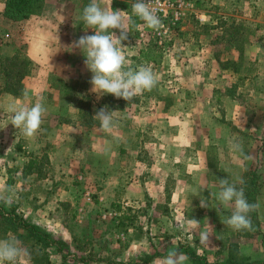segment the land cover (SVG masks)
I'll return each mask as SVG.
<instances>
[{"label": "crops", "instance_id": "1", "mask_svg": "<svg viewBox=\"0 0 264 264\" xmlns=\"http://www.w3.org/2000/svg\"><path fill=\"white\" fill-rule=\"evenodd\" d=\"M99 2L102 7L109 9H120L127 13L129 10V0H99ZM114 2L125 5H118L114 8ZM3 3L4 0H1L2 11ZM89 3L90 0H45L40 14L21 22H10V24L17 25L16 28L20 32V43L24 49L22 55L30 66L22 79L21 96L0 92V161L5 162L2 166L0 164V196L5 197V199H0V203L7 200L6 193L8 195L12 193L13 200L16 201L13 207L16 211L25 212L26 216L30 214V220L25 217L28 222L38 226L49 223L52 226L59 221L50 218V216L58 212L57 209L61 207L73 208L74 212L79 215L88 207L100 208V211L104 208L114 207L116 197H121L120 200L125 205L131 203L135 207L173 209L187 204L197 207L199 204V208H201V201L198 203L193 196L206 192L208 200L201 196L204 198L206 208L199 218H194L201 223L198 228L194 229L196 237L193 239L200 247L191 248L189 245L192 243L186 242L189 245L173 247V249L183 252L185 259L193 251L196 254L200 252V255L207 257L209 263L213 257L224 254V262L228 264L227 260L231 256L230 247H232L229 237H232L231 240L236 238L250 244V248L246 242L240 247L245 257L250 258L251 261L263 262L264 186L260 191L258 190L255 199V202H259L261 205L257 210V221L260 225V238H262L263 244H261V240L257 242L254 237L251 238V235L246 238V231H235L225 226L222 221L230 217V214L223 212L222 207V209L219 208L220 203L214 205L217 201L213 203L220 189L218 177H215L210 170V149H213L214 145H230L228 136L221 137V140L217 142H214L210 135L204 138L196 136V128L201 131L207 127L206 125L202 126L201 119L199 124H195L194 121L191 123L193 129H189L188 135H181V130L177 126L180 123L178 115L180 112L188 110V104H181L179 100L174 101V104L168 107L158 103L138 106V109L127 107L124 109L126 111L124 115L115 114L113 117L115 127L111 131L103 130L100 122L93 118L107 98L115 99L116 97L111 94L101 96L91 91L92 73L86 67V57L80 49L73 46L75 41L82 35H88L91 30L82 20L83 9ZM252 4L256 5L257 3L254 0ZM262 9L254 12L248 18L253 23V38L248 41V44L254 54L250 56L246 66L242 65L235 70L227 67L230 60L238 61L239 53L234 51L220 57L215 56V48L219 46L216 32L222 34L227 27V25L218 26L216 21L227 20L231 16L197 9L196 16L204 21L202 25L208 29V36L200 41L197 33L194 30L191 31L188 35L190 48L197 51L204 44L208 50L206 52L198 51L197 55L192 58L194 61L188 60L196 66L190 69L187 74L194 78H199L198 76L203 74V79L208 83L217 82L225 77H236L240 80L250 79L240 91L255 98L263 93L264 40H262L261 33L264 34V26H262V24L264 25V19L262 20L264 9ZM253 10H257L255 6ZM246 16V14L245 16L241 13L238 14L239 19ZM91 32L94 34L93 30ZM9 38V34H5L1 45L3 49L7 48V54L3 55L4 58L10 59L16 55V45L12 43V50L11 46H8V43L12 42ZM183 41L185 40H178V47L182 46ZM226 42L224 41V43ZM150 47L149 43H143L142 46H139L138 53L144 57L143 52H146ZM220 47H223V42ZM123 48H127V46L124 44ZM158 48L160 47L158 46ZM165 48L166 46L163 47V49ZM159 59L155 62L151 60L148 63L156 65L155 63L159 62ZM139 61L143 63L144 59L141 57ZM171 62L175 64V62ZM207 64L208 66L214 64L215 70L207 69V67L202 68ZM260 67H262L261 70ZM175 69L172 67V70ZM172 76H174L173 72ZM211 77L217 80L212 81ZM213 88L211 86L207 90L206 86L205 94L209 90V93L212 94ZM76 97L79 99L72 108V114L75 116L74 121L71 117L69 104L70 100ZM84 99L89 102L87 104H89L92 115L90 120L79 118L80 106ZM37 101L43 103L47 112L36 135L26 138L19 129L11 125L9 106L13 104L31 106ZM226 103V117L233 120L241 117L243 107L235 103L234 109L230 99ZM129 105L131 107V104ZM190 111L194 113V120L200 117L197 109ZM206 120H208L206 124H210V118ZM236 122H241V119ZM174 124L177 127H174ZM147 127L151 128L155 135L153 138L150 137L149 141H143L153 151L151 164L144 166L138 163L140 170L131 171L133 169L131 155L134 153L132 151L137 149L134 145L141 144L140 140H142V138L139 141L134 138V129L139 131L141 128V132H144ZM229 151L231 152L230 149ZM138 154H141L140 149L136 151L135 156ZM149 155L151 154L149 153ZM182 155H188V158H185L187 163L183 162L186 169L182 167L181 170L180 156ZM232 157L233 159H228L229 164L226 165L225 170L230 172L231 181H236L240 173L246 171V167L237 154ZM8 161H12L15 166L14 171H6L7 166H10ZM184 171L186 173L182 178ZM196 176L199 177L197 181ZM262 177L264 178V175ZM3 180L5 184L2 183ZM9 189L11 191H8ZM92 194L97 196H93V200L90 198ZM32 209H39L35 213L39 212L40 215L33 214ZM205 220L214 226V235L210 238L209 246L200 244L199 232L204 229ZM192 234L183 239L189 241ZM174 241L179 246L182 239L176 236ZM256 243H260V247L257 248ZM168 252L163 257H166Z\"/></svg>", "mask_w": 264, "mask_h": 264}, {"label": "rangeland", "instance_id": "2", "mask_svg": "<svg viewBox=\"0 0 264 264\" xmlns=\"http://www.w3.org/2000/svg\"><path fill=\"white\" fill-rule=\"evenodd\" d=\"M132 1L133 0H129L128 3L129 36L126 41L122 42V45L125 44L127 46V48L122 49L126 59L129 61L127 69L138 70L141 65L151 66L153 72L158 77V81L154 88L143 91L128 101H125L122 98H107L103 103L101 102L102 104L100 107H107L110 111H116L115 114L117 115H124L126 113L124 109L127 107L138 109V106L142 107L143 105H154L157 103L168 107L171 104H174V101L176 100H179L181 104H188V110L180 112V115H178L180 120L178 122L180 123L177 126H179V129L181 130V135H188L189 129H193V127L191 128V123L194 121L195 124H199V120L201 119L200 121L203 122L202 126L204 127L206 125L207 127L206 129L201 128V131L196 128V136L204 138L205 136L210 135L214 142L220 141L221 137L227 136L229 137V141H232L233 139L241 140L243 142L245 153L250 154L252 159L246 160L238 153L230 152L229 144L226 146L214 145L213 149H210V170H212L211 173L214 174L215 177H228L231 181L232 176L229 171L225 170V167L229 164L228 159H233L232 155L237 154V157L243 161L246 167V171H242L239 178L235 176L238 180L242 179L244 181L242 185L238 183L237 187L244 188L247 198L251 199L254 197V199H256L258 190L260 191L264 186V178L262 177L264 175V171H262V168H264V92H260L261 94L255 98L248 95L246 92L243 93L240 91L245 87L244 85L248 82L247 80L250 79L240 80L236 77H225L216 82L214 80L217 79L211 77V80L213 79L212 81L214 82L208 83V81L203 79V74H200L198 76L199 78H194V76L187 74L190 69L196 66V64L194 65L188 60L194 61L192 58L197 55L198 51L206 52L208 50L203 44L202 48L194 51L193 48H190L191 46L188 35L194 30L200 41H203L208 36V29L204 28L202 25L204 21H200L198 16H196L197 9L230 15L231 17L227 20L221 19L216 21L218 26L221 27L227 25V27L222 34L216 32V40L218 41L219 46L215 48L216 51L214 50L215 56L220 57L225 54H231L235 51V53H239V59L234 62L230 60L227 68L235 70L239 69L242 65L246 66L249 61L248 59L254 54L248 44V41L253 38V23L248 18L252 16L254 12H258L259 9H264V0H255L257 3L256 5L252 4L254 0H196L191 12L188 14L181 27L175 30L169 39L164 41L162 45L154 42V39L149 32V27L142 25L139 20L132 17L130 11ZM106 3L108 6V1ZM253 5L257 10H253ZM1 7L2 6L0 5V89L7 80L5 79L6 76L2 69L6 63H9L4 60L5 58L3 56L7 54V48L5 47L3 49L1 45L4 35L9 34V40L12 42L8 43V46H11L10 48L12 50V43L16 45L15 56L18 58L16 62L19 59H22V54H24V49L20 43V32L18 28H16L17 25L10 24L9 21L2 17ZM240 13L244 14V16L246 14L247 18L239 19L238 14ZM262 16L264 15L262 14ZM263 19L264 18L262 17V20ZM262 26L264 25L262 24ZM114 31L119 35L118 30ZM141 31L148 34V36L140 37L139 33ZM88 35H93V32L89 30ZM261 37L262 40H264L263 33H261ZM182 39L185 41H183L184 43H182L181 47H178V40ZM224 41L227 42L224 43ZM222 42L223 47H220ZM143 43H149L151 46L150 48L153 49L147 57L145 54L143 57L142 54L138 53L140 51L139 46H142ZM157 45L160 48H158ZM165 46L166 48L163 49ZM155 55L161 56V59L158 58L159 62L155 63L156 65L149 64L148 62L151 61L152 57ZM141 57L144 59L143 63L139 61ZM171 61L175 62V64H172ZM11 66L10 69H14L13 71L18 67L16 64ZM172 67L176 69L172 70ZM205 67H207V69L210 68L215 70L214 64H210V66H208V64L206 66L203 65L202 68ZM261 69L262 67H260V70ZM13 71L9 74L11 79L8 78L11 83H13L14 78L16 77ZM202 71L204 70L202 69ZM172 72L174 73V76H172ZM178 78L182 79L180 80ZM206 86L207 90L210 89L211 86L214 87L211 91L212 94L209 93L210 90L205 94L204 90H206ZM78 99V97L71 99L69 104L71 107V117L74 121L75 116L72 114V108ZM228 99L232 101L234 109L235 103L239 104V106L244 109L241 111V117L236 120L226 117V102ZM83 101L84 103H89L87 99H84ZM129 104H131V107ZM191 109H197L201 118L198 117L194 120V113L190 111ZM207 118H210V124H206V121L208 122V120H206ZM240 119L241 122H236ZM176 124H174V127H177ZM212 125H214L213 128L209 130ZM153 132L152 129L148 127L144 129V132H141V128L139 131L134 129V138L138 141L140 138H142V140H140L141 144L137 143L134 145L137 148L132 151L134 153L132 154L131 152V159L133 161V169L131 171L140 170V167L137 165L138 163L143 164L144 166H150L153 158V151L149 149V145L144 144L143 141H149L150 137H155ZM210 146L212 147V144H210ZM139 149L141 154L135 156L136 151ZM149 153L151 155H149ZM185 156L186 155L180 156L181 170L182 167L186 169V167L183 166V162L187 163V159L185 160V158H188V155ZM8 162L10 166H7L6 171H14L15 166L12 164V161ZM4 163V161H0L1 166ZM185 173L186 171L183 172L182 178H184ZM197 180H199L198 176H196V181ZM2 183L5 184L4 180ZM202 193L203 192H201L200 195L193 196L197 199L198 203L204 198L208 200L207 193ZM11 194L8 195L6 193L7 200L4 203H0V217L5 214L12 215V208L16 201L13 200L14 196ZM93 196L97 197L96 194H92L90 198L92 199ZM116 199L114 207L104 208L101 209V211L100 208L88 207L86 210L80 212L79 215L74 212L75 210L73 208L61 207L60 209H57L58 212L51 214L50 216V218L56 219L59 223L52 226L49 223H44V225L40 224L39 227L50 233L53 239L65 243V246L56 245L49 248L48 253L50 254L51 263L162 264L164 258L163 255H166L167 251L172 250L173 247L179 248L180 246L183 247L189 245L186 244V242L192 243L193 246L189 245L191 248L194 247L196 249V246L200 247V245H197V241L195 242L193 240L194 237H196L194 229L188 228L186 224L191 218H199L205 210V208H199V204L197 207L192 206V204L190 206L187 204L183 207L164 209L148 206L135 207L133 204L131 205V203L125 205L124 202L120 200L121 197H116ZM213 203L214 205L219 203L216 196ZM221 207L224 209L223 212H227L231 215L233 211L231 207L226 208L222 204H219V208ZM32 210L33 214H37L36 216L40 215L39 212L35 213V211L39 209ZM14 213L19 218L25 219V217H27L29 220L31 219L30 214H27L26 216L25 212H20V210H15ZM32 218L35 219L33 216ZM257 218L256 211V218L251 216L255 231H246L245 236L247 238L251 235V238L254 237L257 242L261 240V244H263V240L260 238L261 231ZM1 229H3V227L0 220V239L9 237L16 238L12 233L4 234ZM191 233L193 234L189 241L183 239ZM176 236H179L182 239V241L179 242V246H177L174 241ZM231 238L232 237H229V241L232 242V249H234L232 254L237 258V261H234L236 264H264V261H251L250 258L248 259L243 255V250L240 249V247L246 241L236 238L231 240ZM246 243L249 244L248 242ZM259 244L256 243L257 248L260 247ZM224 256L225 255L223 254L218 255V257H213L209 263L207 257L200 255V252L196 254V252L193 251L187 256L188 258L185 259V264H226L224 262ZM30 257L25 258L24 264H31ZM194 257L198 258L197 261L193 260Z\"/></svg>", "mask_w": 264, "mask_h": 264}, {"label": "clouds", "instance_id": "3", "mask_svg": "<svg viewBox=\"0 0 264 264\" xmlns=\"http://www.w3.org/2000/svg\"><path fill=\"white\" fill-rule=\"evenodd\" d=\"M154 3L155 0H135L132 12L147 27L159 31L164 25ZM82 20L88 29L94 31V34L82 35L73 46L80 49L86 57V67L92 73L90 84L93 93L101 96L111 94L117 99L128 101L135 95L156 86L158 77L151 66L141 65L138 70L127 69L129 61L122 51V42L129 36L126 11L102 7L99 0H90L83 9ZM114 30H118L119 35ZM9 111L11 125L19 129L26 138H32L41 128L47 108L37 101L31 106L13 104L9 106ZM115 113L116 111L103 107L96 111L93 118L100 122L103 130L111 131L115 127L113 119ZM229 146L232 152L238 153L244 159H252L250 154L245 153L241 140L233 139ZM238 183L242 185L244 181L242 179L230 181L228 177L218 178L220 190L216 198L224 207L233 209L230 217L225 218L222 223L235 231L252 232L255 228L250 214L256 212L261 205L259 202H249L244 188L237 187ZM0 199L5 197L0 196ZM200 206L206 208L203 200ZM205 221L204 229L199 232L200 244L209 246L210 238L214 235V226ZM200 225L201 223L194 218L187 221L190 229L198 228ZM26 257H30V252L22 241L14 237L0 239V264H24ZM162 264H185V255L172 249L163 258Z\"/></svg>", "mask_w": 264, "mask_h": 264}, {"label": "trees", "instance_id": "4", "mask_svg": "<svg viewBox=\"0 0 264 264\" xmlns=\"http://www.w3.org/2000/svg\"><path fill=\"white\" fill-rule=\"evenodd\" d=\"M44 3L45 0H4L2 17L9 22H21L32 16H36L40 14L41 10L43 9ZM113 4H114L113 6L114 8L118 5H125L124 3H118V2H114ZM150 51H153V49L149 48L146 50V52L143 53L147 57ZM156 58L158 59L159 56L155 55L154 57H152L151 59L152 62H155L157 60ZM17 59L18 58L16 56L10 59L9 58L4 59L6 62L9 63H6L2 69L3 73L6 76L5 79L7 80L0 89L1 93L2 92L8 93L14 96H21L22 94V89H23L22 79L24 75L27 74L30 65L24 57L16 62ZM14 64L18 66L17 69H15V71H13L14 69H10L12 67L11 65ZM12 71L16 75L13 83L10 82L11 78L9 77V74L12 73ZM79 118L88 119V120L92 118L89 109V104L84 102L81 104ZM245 195L247 197V194ZM247 199L249 202L255 203L254 197H252L251 199L250 198ZM12 210H13L12 215L9 214L1 215L0 220L3 227L1 231L4 234L6 233L14 234L17 239L23 242L24 246L26 245L27 248L29 247L31 264H52L50 260V254L48 253L49 248L56 245L65 246V243L53 239L50 233L46 232L38 225L30 223L25 219L17 217V215L14 213L15 207H13ZM250 215L256 218V212H253ZM232 248L233 247H230L231 256H229L227 260L228 264H236V262L234 261H237V258L235 256H232V252L234 250ZM197 259H198L197 257L193 258L194 261H197Z\"/></svg>", "mask_w": 264, "mask_h": 264}, {"label": "built area", "instance_id": "5", "mask_svg": "<svg viewBox=\"0 0 264 264\" xmlns=\"http://www.w3.org/2000/svg\"><path fill=\"white\" fill-rule=\"evenodd\" d=\"M134 2L135 0L132 1L130 7L131 15L133 18L139 20L142 25H145L144 22L136 17L132 12V5ZM195 2L196 0H155L154 7L163 22L164 28L159 31L149 28V32L154 39V42L162 45L164 41L169 39L173 32L180 28L184 23ZM199 20L202 21L200 18ZM139 35L140 37L148 36V34L142 31Z\"/></svg>", "mask_w": 264, "mask_h": 264}]
</instances>
